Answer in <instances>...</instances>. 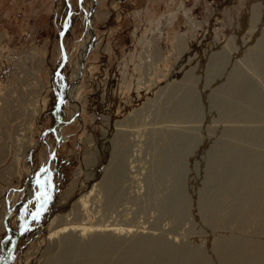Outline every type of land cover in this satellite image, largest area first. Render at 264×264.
<instances>
[{"label": "rangeland", "instance_id": "obj_1", "mask_svg": "<svg viewBox=\"0 0 264 264\" xmlns=\"http://www.w3.org/2000/svg\"><path fill=\"white\" fill-rule=\"evenodd\" d=\"M69 8L67 60L56 73ZM91 9L95 38L69 101L65 88L92 35L85 22ZM263 64L264 0H0V263L49 190L45 165L55 138L48 129L58 114L68 120L77 113L61 126L50 161L53 195L6 264H60L65 236L107 238L114 249L158 238L192 246L215 264L212 247L221 235L263 241L258 211H242L238 220L223 206L213 219L202 203L216 197L220 173L234 158L215 155L218 145H237L243 160L234 178L264 174L262 135L230 133H264ZM238 72L261 95L262 109L231 93ZM242 110L250 117H240ZM250 153L263 158L248 165ZM114 161L119 175L108 195L103 178ZM169 199L176 213L166 210ZM114 249L105 253L109 262L120 256Z\"/></svg>", "mask_w": 264, "mask_h": 264}, {"label": "bare ground", "instance_id": "obj_2", "mask_svg": "<svg viewBox=\"0 0 264 264\" xmlns=\"http://www.w3.org/2000/svg\"><path fill=\"white\" fill-rule=\"evenodd\" d=\"M90 37L91 35L88 36V41ZM85 48L81 50V53L78 57V62H77L78 64L75 70L74 78H76L78 75L79 62L81 60V57L83 56ZM232 80H231L232 82L228 84L229 86H231L229 88H231V93L234 96L237 97L238 93L239 95L242 94V97H243L242 100H246L252 105H255L256 107L259 106L260 109L263 108L262 99L260 98L261 95L259 94V92L256 91L255 88H254L255 90L252 88L251 84L248 82V80L245 79V77L241 73L238 72L236 74L235 79H232ZM190 105H192V103ZM239 112L241 115L240 117H245V118L250 117L249 116L250 113L248 112H245L243 110ZM232 124L233 123L231 122V125ZM237 127L239 128L240 125ZM241 129H237V128L232 129L230 133L238 137L240 135L246 136L248 139L257 138L259 137V135L260 136L262 135L261 138H262V144L264 147V133L260 132L259 134L258 133L256 134L251 129H247L244 131H242ZM223 130L225 131V129ZM120 138L121 137H119V140H121ZM218 143L219 142H217V144ZM218 146L220 147L221 150L217 151L218 154L215 153V155H219L218 157L222 156L223 158L224 157L226 158V156H232L234 158L233 159H230L231 157L229 158V160H232L230 161L231 165L228 169H226L225 167V169L221 171L220 180H217L216 178V180L219 183H221L218 186V188H214V190L217 191V193H215L216 197L213 199L208 197L210 198V201H206L207 200L206 197H205L206 200L202 199L203 205L208 209L207 214H209V216L214 219L215 212L217 211V209L225 206L231 217L241 220L242 211H246V213H252V212L258 211L262 215V225H264V174H262L263 171H258V172L248 171L247 174L244 173L242 176L239 175L240 177L234 178V175H235L234 172L240 169L239 165L242 162L241 160H243L241 159L242 157L239 158L240 156L238 154L239 150L236 149L237 145H235L236 147H234L232 143L231 144L227 143V145L224 144V145H218ZM262 158L263 157L259 156V153L258 155L250 153L246 156L248 165L252 164V166L256 163H259ZM221 161L226 163V161L223 159ZM261 162L264 163L262 160ZM161 166L163 167V165ZM118 168H119V162L117 161L114 163L112 168L105 174V176L103 175L104 178L102 177L104 185H105L106 193L108 195L110 194V191L112 190L114 186L115 178L119 175ZM171 168L172 166L168 167L167 168L168 171H170ZM242 168L244 169V167ZM222 181L224 183H222ZM214 184H216V181L214 182ZM213 186L215 187V185ZM212 187L211 189H213ZM178 196H174V197L177 198ZM229 196L231 197V199L227 202L226 198ZM175 208H176L175 203L173 202V200L171 201L169 199L166 203V210L168 211L170 210L171 212L176 213ZM113 243L114 242L109 241L107 238H102L100 241L95 242V243H83V242L78 241L73 236H65L64 239L62 240V246L64 247L65 251L64 253L61 254V256H59V257L63 256L64 260L60 264H119L122 260L123 261L120 264H215V262H213L210 257L206 256L204 253L202 254L201 251H199L198 249L192 246L174 247L158 238L138 237L126 245H123V244L118 245L116 243L118 246L115 249L111 245ZM113 249L119 250L120 256L116 259V261L109 262L105 258V253H108L109 252L108 250H113ZM79 252H81V254H84L85 256H83L81 260L77 262H73L72 258ZM212 253L215 257L214 261H216L218 264H264V240L259 241L255 238L241 236L239 234L221 235L214 243L212 247ZM126 257L127 259L124 260Z\"/></svg>", "mask_w": 264, "mask_h": 264}, {"label": "water", "instance_id": "obj_3", "mask_svg": "<svg viewBox=\"0 0 264 264\" xmlns=\"http://www.w3.org/2000/svg\"><path fill=\"white\" fill-rule=\"evenodd\" d=\"M91 12H92V9L88 12H85V22L88 26V28L90 29L92 35L86 45V48H85V51L83 53V56L81 57V60L79 62V68H78V75L77 77L71 82V83H68L66 88H65V98L69 101H73L72 98L68 97V94H67V91L74 85L76 84L80 77L82 76V73H83V69H84V61H85V58L87 57L89 51H90V48H91V45L94 41V38H95V35H94V32H93V29L91 27V24H90V21H89V18H90V15H91ZM67 17H68V23L63 27V30L59 32V46H60V50H61V63L58 65L57 69H56V73H59V70L61 69V67L65 64L66 60H67V53L65 52V48H64V45H63V42H62V38H63V34H64V31L68 28L69 26V22H70V8L68 9L67 11ZM63 98V97H61ZM60 101L58 102L57 104V107L59 105ZM77 113L73 114L68 120H62L61 117L58 115L57 117V123L53 126H51L48 131H51L54 135V137L56 138V142H55V146L53 148V150L51 152L48 153V157H47V162H46V165H45V171L49 172L50 174V185H49V190L45 196V198L40 201L38 203V205L27 215L26 219L24 220V222L22 223V225L20 226V228L14 233V236L11 240V243L10 245L8 246V248L5 250L4 252V255L1 257V263L0 264H6V261H7V258L8 256L11 254V252L13 251L16 243H17V240L19 238V236L21 235V233L23 232V230L26 228V226L34 219L36 218L37 216H39L41 214V212H43L46 207H47V204L51 198V196L53 195V192H54V175L52 173V170L50 169V161H51V158L54 157L55 153H56V150L59 146V131H60V128L63 124H66L70 121H72L75 117H76Z\"/></svg>", "mask_w": 264, "mask_h": 264}, {"label": "flooded vegetation", "instance_id": "obj_4", "mask_svg": "<svg viewBox=\"0 0 264 264\" xmlns=\"http://www.w3.org/2000/svg\"><path fill=\"white\" fill-rule=\"evenodd\" d=\"M61 97H62V96H61ZM61 97L59 98L60 101H61V102L59 103V105L62 103V98H61ZM59 105H58V106H59ZM56 111H57V110H56ZM58 115H59V114H58ZM63 125H65V124H63ZM51 133H52V132H51ZM52 135H53V133H52ZM53 137H54V135H53ZM54 138H55V137H54ZM55 142H56V138H55ZM54 146H55V143H54ZM57 149H58V148H57ZM56 152H57V150H56ZM55 154H56V153H55ZM48 173H49V172H48ZM49 174H50V173H49Z\"/></svg>", "mask_w": 264, "mask_h": 264}]
</instances>
